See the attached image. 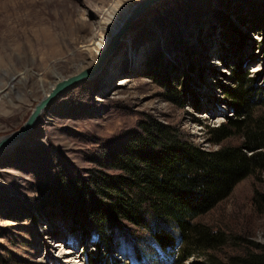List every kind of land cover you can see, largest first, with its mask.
<instances>
[{
  "label": "rangeland",
  "instance_id": "obj_1",
  "mask_svg": "<svg viewBox=\"0 0 264 264\" xmlns=\"http://www.w3.org/2000/svg\"><path fill=\"white\" fill-rule=\"evenodd\" d=\"M142 1L0 0V140L20 131L58 84L104 56L90 78L0 150V264H92L100 257L93 239H74L71 214L49 192L57 177L100 169L96 158L122 150L141 122L176 127L205 151L244 147L248 130L264 132V0H161L104 55L97 45L118 25L111 6ZM239 74L254 93L244 114L228 95L241 85ZM236 121L245 123L227 129ZM224 127L231 132L226 139ZM198 220L224 241L183 264H211L208 255L223 263L264 256V169ZM128 230L116 234V264H179L177 254L152 243L138 256L131 236L147 234Z\"/></svg>",
  "mask_w": 264,
  "mask_h": 264
},
{
  "label": "trees",
  "instance_id": "obj_2",
  "mask_svg": "<svg viewBox=\"0 0 264 264\" xmlns=\"http://www.w3.org/2000/svg\"><path fill=\"white\" fill-rule=\"evenodd\" d=\"M244 79L239 74L241 85L228 93L232 109L243 114L254 96L244 89ZM244 123L232 122L227 129ZM256 129L248 130L244 147L205 151L176 127L150 118L141 122L122 150L96 158L100 169L89 176L57 177L49 196L65 215L71 214L78 231L74 239L94 240L101 255L90 259L92 264H116V234L125 237L129 226L147 234L131 236L138 256L152 243L162 252L177 254L183 264L224 241L198 218L226 199L238 183L264 169V132ZM221 131L223 139L230 137V130ZM248 151L253 153L249 156ZM207 257L211 264H264V256L254 253L230 257L229 263Z\"/></svg>",
  "mask_w": 264,
  "mask_h": 264
},
{
  "label": "water",
  "instance_id": "obj_3",
  "mask_svg": "<svg viewBox=\"0 0 264 264\" xmlns=\"http://www.w3.org/2000/svg\"><path fill=\"white\" fill-rule=\"evenodd\" d=\"M161 0H144L141 3L135 7L132 15L128 18L127 22L125 23L124 32L128 30V28L133 24L135 20L141 17V15L149 8L155 6L157 3H159ZM118 38L115 37V40H112V45H115V43H118ZM112 46L109 45V49ZM113 49V47H112ZM111 50V49H110ZM105 55V54H104ZM103 57L98 61V64L96 67L92 70H88L86 72L81 73L78 76H75L73 78H70L68 80H65L58 84L54 90L50 93L49 96L45 97L34 109L32 115L30 116L29 120L25 123V125L22 127V129L16 133H14L11 136H8L2 140H0V150L3 148L12 145L16 142H19L36 124L38 118L42 114V112L48 107L50 104L53 103V101L58 98L60 95H62L65 91H67L69 88L73 87L74 85L82 82L83 80L90 78L95 71L100 67V65L103 62Z\"/></svg>",
  "mask_w": 264,
  "mask_h": 264
},
{
  "label": "bare ground",
  "instance_id": "obj_4",
  "mask_svg": "<svg viewBox=\"0 0 264 264\" xmlns=\"http://www.w3.org/2000/svg\"><path fill=\"white\" fill-rule=\"evenodd\" d=\"M135 7H137V6H135ZM135 7L128 8V7H125L121 3H118V2H115L111 6L110 13L113 12V14H114L113 18L115 19L116 22H118V25H114V27H112L113 26V24H112L110 26V27H112V28H110L111 35L109 37H104L103 40H101V42L98 43V45H97V46H99L100 51L104 50L103 52L105 55L108 56L110 49H112V47H113V50L116 49L118 47V45L121 43L120 41H121L123 35L127 32V31L124 32V27H125L124 25L127 22L128 18L132 15ZM137 20H139V18ZM137 20H135L133 23H135ZM113 23H114V21H113ZM115 37L118 38L117 40L119 43H115V45H112L111 44L112 40L113 39L115 40ZM109 45L112 46L110 49L108 48Z\"/></svg>",
  "mask_w": 264,
  "mask_h": 264
}]
</instances>
